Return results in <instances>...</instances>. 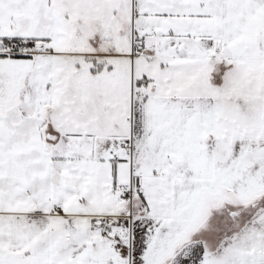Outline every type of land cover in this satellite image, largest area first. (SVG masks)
<instances>
[{"label":"snow or ice","instance_id":"snow-or-ice-1","mask_svg":"<svg viewBox=\"0 0 264 264\" xmlns=\"http://www.w3.org/2000/svg\"><path fill=\"white\" fill-rule=\"evenodd\" d=\"M0 264H264V0H0Z\"/></svg>","mask_w":264,"mask_h":264}]
</instances>
